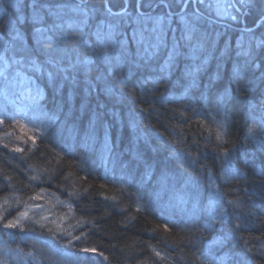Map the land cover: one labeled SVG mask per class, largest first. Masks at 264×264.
Instances as JSON below:
<instances>
[{"label":"trees","instance_id":"obj_1","mask_svg":"<svg viewBox=\"0 0 264 264\" xmlns=\"http://www.w3.org/2000/svg\"><path fill=\"white\" fill-rule=\"evenodd\" d=\"M219 1L232 15L239 5L207 0L211 15L220 14L230 49L248 45L245 28L257 36L264 32V19L254 23L248 14L233 21L219 11ZM87 2L98 11H119L125 0ZM167 11L153 9L156 15ZM235 61L233 51L218 74L209 55L192 87L191 78L181 79L175 69L157 83L156 64L138 72L121 65L124 75L139 79L135 103L119 95L121 85L105 91L95 69L88 72L90 90L81 75L77 86L65 83L56 94L45 89L39 101L27 84L0 81V264H101L83 258L84 247L102 264H214L207 259L212 244L219 247V264L221 250L227 264H240L245 256L251 257L248 264H264V254L243 251L244 241L255 253L264 249V131L259 109L250 111L259 97L249 98L264 91V65L240 73L247 107L237 102L217 114L209 102V79L214 93L221 89L217 98L223 95ZM120 76L118 70L113 80ZM55 104L63 107L59 124L50 123ZM90 120H96L94 128ZM145 161L150 179L142 183ZM212 188L224 212L212 207ZM237 199L244 204L229 215L228 201ZM9 220L17 227L5 228ZM237 222L243 227L232 235Z\"/></svg>","mask_w":264,"mask_h":264},{"label":"snow or ice","instance_id":"obj_2","mask_svg":"<svg viewBox=\"0 0 264 264\" xmlns=\"http://www.w3.org/2000/svg\"><path fill=\"white\" fill-rule=\"evenodd\" d=\"M237 4L238 8L233 6L235 14H230L231 20L248 14L253 16L254 23L264 19V0H237ZM161 6L168 11L164 15L154 14L153 9ZM210 7L207 0H125L119 11H113L110 6L98 11L87 0H6L0 4V81L9 85L27 84L34 92V100L39 101L45 89L56 94L65 83L77 86L81 75L90 90L92 81L88 72L95 69L99 73L95 79L104 82L105 91L115 92L116 85H121L119 95L122 98L127 95L135 103L137 97L133 89L137 88L139 79L124 75L121 65L138 72L140 68L148 69L156 64L160 74L157 83L163 81L165 72L175 69L181 72V79L185 75L191 78L188 86L192 87L199 82L196 74L204 67L209 55L217 60L219 74V63L230 62L235 51L236 71L227 77L226 87L221 86L223 95L217 98L216 93L221 89L217 88L214 93L213 81L209 79V102L215 105L217 114L237 102L247 107V100L240 96L241 92L247 91V87L240 86V73L252 65H264V32L257 36L252 29L245 28L242 34L248 36V45L230 49L220 31V14L213 17L207 10ZM177 19L179 23L173 28ZM260 27L264 28V24ZM257 60L260 64H256ZM181 65H184L183 69ZM118 70L121 76L113 80ZM141 92L147 94L142 89ZM257 96L259 99L250 111L254 115L259 109L261 130L264 131V91L250 94L249 98L256 99ZM58 112H63V107L55 104L50 123H60ZM95 124L96 120L89 121L90 127L94 128ZM136 159L144 158L137 152ZM150 167L146 163L142 183L144 179H150ZM183 202L181 199L180 203ZM228 204L233 207V213L229 215H234L244 202L237 199ZM236 219L239 221L240 217ZM219 222L223 224V217ZM4 227L15 228L17 223L9 220ZM242 227L241 223H235L232 235ZM165 231H168L167 227ZM79 239V236L69 238L67 245L74 246L73 241ZM244 245L245 253L264 254V249L255 253L247 241ZM79 250L90 251L87 247ZM219 259L220 264H227L229 257L221 250ZM250 259L245 256L240 264H248Z\"/></svg>","mask_w":264,"mask_h":264},{"label":"rangeland","instance_id":"obj_3","mask_svg":"<svg viewBox=\"0 0 264 264\" xmlns=\"http://www.w3.org/2000/svg\"><path fill=\"white\" fill-rule=\"evenodd\" d=\"M216 6H219L218 7L219 8V11L222 8L223 14H227L228 13L227 15H229V16H230V14H232V12L231 13L228 12L229 8L226 7V4H225L224 1H219V3H217ZM229 16H227V17H229ZM220 196L221 195L217 192V190L215 188H212V195H211V198H212V207L214 209L219 210L218 212H224L225 211V208H222L223 205H224V202H223V200H222V198ZM224 207H225V205H224ZM218 248L219 247L216 246V244H212L210 246V250L207 251L208 252V258H207L208 261L211 260L212 262H214V264H219V263H217V259H216V253H218V251H217ZM82 257L83 258H86V259H88L90 261H92V260L93 261H99L102 264V262L100 261V259H98V257H95L93 254H90L88 252L83 253L82 254Z\"/></svg>","mask_w":264,"mask_h":264}]
</instances>
